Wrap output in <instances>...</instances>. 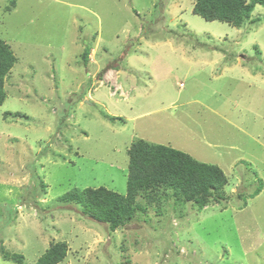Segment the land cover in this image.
I'll list each match as a JSON object with an SVG mask.
<instances>
[{
  "label": "rangeland",
  "instance_id": "374dc122",
  "mask_svg": "<svg viewBox=\"0 0 264 264\" xmlns=\"http://www.w3.org/2000/svg\"><path fill=\"white\" fill-rule=\"evenodd\" d=\"M194 3L0 0L17 57L0 105V264H38L58 243V264H264V6L234 26ZM137 139L221 167L227 200L201 208L162 187L112 230L62 199L126 194Z\"/></svg>",
  "mask_w": 264,
  "mask_h": 264
},
{
  "label": "trees",
  "instance_id": "16d2710c",
  "mask_svg": "<svg viewBox=\"0 0 264 264\" xmlns=\"http://www.w3.org/2000/svg\"><path fill=\"white\" fill-rule=\"evenodd\" d=\"M257 4L264 6V0H195L193 12L207 20L241 26L250 19ZM84 56H88L87 50L83 53ZM16 61L17 57L10 45L0 38V105L7 96L4 88L5 77ZM106 115L112 121L122 119ZM128 153L126 194L103 186L86 187L74 188L66 192L62 199L80 203L88 216L105 222L112 230H116L132 220L139 209H145L137 202L141 193L149 194L165 187L164 189L172 190L177 199L197 203L201 208L210 200L218 202L228 198L225 192L228 177L218 165L199 161L189 153L172 146L151 143L144 139L133 141ZM261 189L262 184L256 194ZM66 252V244L58 243L38 259V264H58L64 259ZM17 259L22 261L23 255H18Z\"/></svg>",
  "mask_w": 264,
  "mask_h": 264
},
{
  "label": "crops",
  "instance_id": "0c3cea01",
  "mask_svg": "<svg viewBox=\"0 0 264 264\" xmlns=\"http://www.w3.org/2000/svg\"><path fill=\"white\" fill-rule=\"evenodd\" d=\"M145 41L147 42V41H149L147 38H145ZM92 50V49H91ZM95 50V49H94ZM94 50L93 51H90L89 52V54H88V59H89V61L91 62V57H93L94 55H92V52H94ZM95 56H96V51H95ZM98 71V70H97ZM97 71H96V73H97ZM114 71V69L112 68V67H109V69L106 71V76H110L111 75V73ZM116 71H118L117 69H116ZM172 74L174 73V72H171ZM101 82H103V81H106V79H101L100 80Z\"/></svg>",
  "mask_w": 264,
  "mask_h": 264
}]
</instances>
